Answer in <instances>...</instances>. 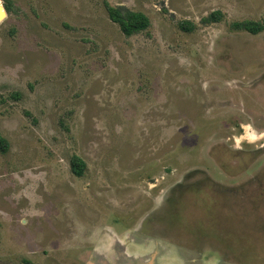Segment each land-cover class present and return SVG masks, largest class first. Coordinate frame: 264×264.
Segmentation results:
<instances>
[{
    "label": "rangeland",
    "instance_id": "374dc122",
    "mask_svg": "<svg viewBox=\"0 0 264 264\" xmlns=\"http://www.w3.org/2000/svg\"><path fill=\"white\" fill-rule=\"evenodd\" d=\"M10 1L17 12L0 22V264H264V210H218L199 226L188 175L235 145L239 122L264 132V30L231 28L264 23V0ZM107 4L151 26L125 36ZM215 11L223 20L203 24ZM240 146L260 149L264 178V137Z\"/></svg>",
    "mask_w": 264,
    "mask_h": 264
},
{
    "label": "flooded vegetation",
    "instance_id": "af4514ba",
    "mask_svg": "<svg viewBox=\"0 0 264 264\" xmlns=\"http://www.w3.org/2000/svg\"><path fill=\"white\" fill-rule=\"evenodd\" d=\"M241 125V122L237 124L240 127ZM259 151V148L246 150L242 146L236 147L233 143L223 142L222 156L212 157L210 153H206L204 161L207 167L193 169L188 174L191 201L202 202V204L193 203V206L203 209L204 212L201 214L202 219L198 222L199 226L209 223L207 220L213 219V212L217 213L218 210L220 214H224L228 208H232L233 212L237 211L235 208H254V210L258 208L256 211L251 209V214H257L260 209L264 210V206L260 203L264 196L261 192V188L264 190L262 180L264 178H260L258 168H255L260 160ZM249 170L254 172L251 177L247 173ZM175 186L179 188L181 183L178 182ZM250 196H255L258 201L252 200L250 205L243 204L242 202H249L246 198ZM190 235L194 237L193 234ZM209 238L205 239L210 242Z\"/></svg>",
    "mask_w": 264,
    "mask_h": 264
},
{
    "label": "trees",
    "instance_id": "16d2710c",
    "mask_svg": "<svg viewBox=\"0 0 264 264\" xmlns=\"http://www.w3.org/2000/svg\"><path fill=\"white\" fill-rule=\"evenodd\" d=\"M4 7L9 15L16 14L12 1L2 0ZM1 5V4H0ZM110 19L119 25L120 30L125 36H132L144 32L151 26L150 19L142 12L130 10L126 7H116L109 4L106 5ZM224 14L221 11L212 12L209 16L202 19V23L209 25L211 23H217L223 20ZM181 29L185 31H193L196 26L189 21H184L179 24ZM231 28L235 31H248L252 34H259L264 30V23L246 20L241 22H234L231 24ZM9 150L8 140L0 133V152L7 153ZM86 168V163L78 155H74L71 159L72 172L82 177Z\"/></svg>",
    "mask_w": 264,
    "mask_h": 264
},
{
    "label": "clouds",
    "instance_id": "9594fccd",
    "mask_svg": "<svg viewBox=\"0 0 264 264\" xmlns=\"http://www.w3.org/2000/svg\"><path fill=\"white\" fill-rule=\"evenodd\" d=\"M241 127L244 129V135L233 137L235 139V146L240 147L241 141L247 140L249 143L252 141L264 137V132L257 133L251 124H242Z\"/></svg>",
    "mask_w": 264,
    "mask_h": 264
},
{
    "label": "water",
    "instance_id": "95a60500",
    "mask_svg": "<svg viewBox=\"0 0 264 264\" xmlns=\"http://www.w3.org/2000/svg\"><path fill=\"white\" fill-rule=\"evenodd\" d=\"M8 17V12L6 11L4 5H0V22Z\"/></svg>",
    "mask_w": 264,
    "mask_h": 264
}]
</instances>
